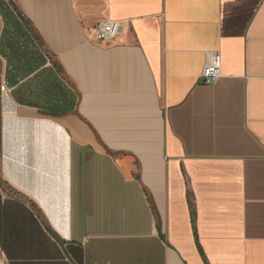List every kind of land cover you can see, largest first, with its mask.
Segmentation results:
<instances>
[{"label":"crops","instance_id":"crops-1","mask_svg":"<svg viewBox=\"0 0 264 264\" xmlns=\"http://www.w3.org/2000/svg\"><path fill=\"white\" fill-rule=\"evenodd\" d=\"M0 264H264V0H0Z\"/></svg>","mask_w":264,"mask_h":264},{"label":"built area","instance_id":"built-area-1","mask_svg":"<svg viewBox=\"0 0 264 264\" xmlns=\"http://www.w3.org/2000/svg\"><path fill=\"white\" fill-rule=\"evenodd\" d=\"M122 29L119 21L100 22L95 28V43L110 44L119 35ZM222 76V57L218 52L207 54V64L201 79L207 85L215 84Z\"/></svg>","mask_w":264,"mask_h":264},{"label":"trees","instance_id":"trees-1","mask_svg":"<svg viewBox=\"0 0 264 264\" xmlns=\"http://www.w3.org/2000/svg\"><path fill=\"white\" fill-rule=\"evenodd\" d=\"M23 22L25 23V26L29 32V34L34 38V40L41 46H45L44 40L41 38V36L37 33V31L32 27V24L26 20L25 18H22ZM56 67H58L56 65ZM61 73H63V70H61Z\"/></svg>","mask_w":264,"mask_h":264},{"label":"rangeland","instance_id":"rangeland-1","mask_svg":"<svg viewBox=\"0 0 264 264\" xmlns=\"http://www.w3.org/2000/svg\"><path fill=\"white\" fill-rule=\"evenodd\" d=\"M47 53H48V51H47Z\"/></svg>","mask_w":264,"mask_h":264}]
</instances>
